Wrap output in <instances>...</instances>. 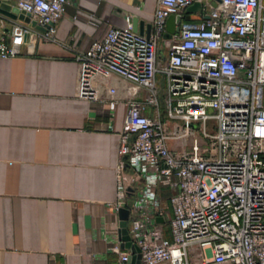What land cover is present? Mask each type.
I'll return each mask as SVG.
<instances>
[{
	"label": "built area",
	"instance_id": "obj_1",
	"mask_svg": "<svg viewBox=\"0 0 264 264\" xmlns=\"http://www.w3.org/2000/svg\"><path fill=\"white\" fill-rule=\"evenodd\" d=\"M68 3L16 0L45 30L13 19L0 57L57 41ZM76 61L77 97L113 113L126 92L114 208L137 252L119 239L117 264H264V0H158L150 36L129 16Z\"/></svg>",
	"mask_w": 264,
	"mask_h": 264
},
{
	"label": "crops",
	"instance_id": "obj_2",
	"mask_svg": "<svg viewBox=\"0 0 264 264\" xmlns=\"http://www.w3.org/2000/svg\"><path fill=\"white\" fill-rule=\"evenodd\" d=\"M157 4L69 0L57 41L40 38L0 57V264H117L126 92L113 113L77 97L76 55L129 16L137 32L151 33ZM12 20L0 14V39ZM159 53L167 54L162 42Z\"/></svg>",
	"mask_w": 264,
	"mask_h": 264
},
{
	"label": "water",
	"instance_id": "obj_3",
	"mask_svg": "<svg viewBox=\"0 0 264 264\" xmlns=\"http://www.w3.org/2000/svg\"><path fill=\"white\" fill-rule=\"evenodd\" d=\"M199 7H200V3L196 2L187 9V12L188 13L195 12L198 10ZM0 14L7 16L11 19L22 20L26 23L31 24L32 26L37 27L40 30H45L44 27L37 26L36 21H31L29 14H25V12H21L20 9L14 5L12 0H0ZM176 21L178 23H180L181 18L176 17L174 15H171L168 18L167 30H168L169 34H174L179 30V28L176 26ZM134 30L137 31L136 25H134ZM141 33L143 34V31H141ZM150 34L151 33L148 31L147 36H150ZM120 219H121V223H120L119 232L121 235V239L123 241L122 244H123V246H126L127 248H131L132 252L135 254L137 252V250H136L135 246L132 244L131 237H130L129 231H128L129 211L127 209H121ZM158 221L163 222L164 219L160 217V218H158ZM137 258H138V260L136 261ZM140 258H141L140 255H138V256L133 255L132 256V262L136 263V264H140V261H139Z\"/></svg>",
	"mask_w": 264,
	"mask_h": 264
},
{
	"label": "rangeland",
	"instance_id": "obj_4",
	"mask_svg": "<svg viewBox=\"0 0 264 264\" xmlns=\"http://www.w3.org/2000/svg\"><path fill=\"white\" fill-rule=\"evenodd\" d=\"M186 16H187V17H190V18H191V17H195V13H194V12H192V13H187ZM213 131H214V130H213Z\"/></svg>",
	"mask_w": 264,
	"mask_h": 264
}]
</instances>
